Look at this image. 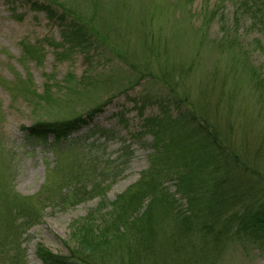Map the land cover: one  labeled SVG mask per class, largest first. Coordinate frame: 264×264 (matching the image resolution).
I'll return each mask as SVG.
<instances>
[{
    "label": "rangeland",
    "instance_id": "374dc122",
    "mask_svg": "<svg viewBox=\"0 0 264 264\" xmlns=\"http://www.w3.org/2000/svg\"><path fill=\"white\" fill-rule=\"evenodd\" d=\"M29 1L0 0V79L27 78L37 94L48 85L60 98L69 89L76 92L63 97V102H51L45 111H32L20 100L13 102L0 86V142L8 159L6 167L0 161V191L18 197L21 204L15 206L17 212L11 202L0 201V243L18 264H41L39 246L55 256L77 249L71 226L86 218L97 202L63 211L40 205L38 196L58 179L51 170L82 158L81 153L60 155L63 147H51V136L46 142L25 137L22 128L43 119L45 113L60 119L102 107L70 138L94 132L92 139H99L105 157L130 153L125 172L106 192L109 203L134 191L150 168L153 129L145 128V120H154L153 127L162 125L168 132L164 123L177 114L172 99L178 103V97L195 103L197 113L215 125L219 139L246 164V174L264 185V90L251 74H264V26L253 28L246 17L235 25L239 0H102V4L101 0H55L85 17L95 39L87 54L70 49L60 26L31 11ZM92 3L99 8L94 14L96 26L89 21ZM225 34L232 37L225 39ZM93 77L106 82L90 84ZM165 186L176 205L185 209L187 202L176 193L175 181L168 180ZM22 206L40 210L28 227L25 218L18 219ZM164 209L155 210L153 228L167 234L173 218ZM249 238L232 241L214 264H264V242ZM162 258L143 255L141 264H160ZM0 264H10L9 255L0 258Z\"/></svg>",
    "mask_w": 264,
    "mask_h": 264
},
{
    "label": "trees",
    "instance_id": "16d2710c",
    "mask_svg": "<svg viewBox=\"0 0 264 264\" xmlns=\"http://www.w3.org/2000/svg\"><path fill=\"white\" fill-rule=\"evenodd\" d=\"M238 2L234 11L235 25L240 17H246L251 27L264 26V0ZM29 4L31 11L42 13L50 23L60 26L63 42L70 49L87 54L93 48L95 39L85 25V17L77 9L67 8L55 0H30ZM92 4L89 21L96 26L94 14L99 8L96 3ZM216 14L213 12L211 16ZM224 36L225 39L232 37ZM251 74L264 90V74L258 71H251ZM104 81V78L93 77L90 84H104ZM0 86L13 102L20 100L32 111H45L51 102H63V97L76 92L69 89L60 98L46 85L43 92L37 94L31 81L20 77L14 82L0 79ZM169 91L170 94L172 91ZM172 103L177 114L166 123L162 121L164 115L161 118L168 126V132L162 125L153 127L154 120H145V128L153 129L154 155L150 168L141 176L134 191L121 194L111 203L106 192L125 172L130 153H122L114 159L109 155L105 157L99 139H92L94 132L70 138L102 107H94L85 115L60 119L45 113L43 119L22 128L27 139L46 142L51 136V147H63L60 155H82L67 167L51 170L58 179L38 196L40 205L63 211L97 200L95 209L71 226V241H75L77 249H70L67 256H55L39 246L37 256L41 264H141L143 255L153 260L158 254L163 255L164 261L160 264H214L232 241L250 237L254 242H264V201L261 199L264 185L258 184L253 174H246V164L226 141L219 139L215 125L207 121L204 114L197 113L195 103L188 104L184 97H178V103L172 99ZM1 144L0 161L6 167L7 153ZM74 155L70 157L71 161ZM168 180L175 181L176 193L187 202L185 209L176 205L177 201L168 192L165 186ZM0 201L11 202V207L20 211L16 208L21 205L20 199L12 194L0 191ZM197 207H200L199 213ZM22 208L23 215L18 219L25 218L28 227L38 219L40 210L33 206ZM161 208H165V214L170 212L173 218L167 234L153 228L156 226L155 210ZM3 249L0 243V258L5 260L9 255L10 264H18L17 257L9 251L4 253ZM15 249L19 251L17 247Z\"/></svg>",
    "mask_w": 264,
    "mask_h": 264
}]
</instances>
